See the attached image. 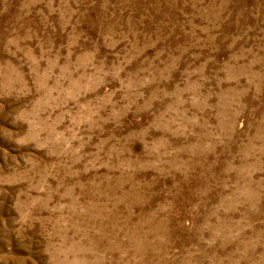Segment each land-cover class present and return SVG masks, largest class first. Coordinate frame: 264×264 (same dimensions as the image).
I'll list each match as a JSON object with an SVG mask.
<instances>
[{
    "label": "rangeland",
    "instance_id": "1",
    "mask_svg": "<svg viewBox=\"0 0 264 264\" xmlns=\"http://www.w3.org/2000/svg\"><path fill=\"white\" fill-rule=\"evenodd\" d=\"M0 264H264V0H0Z\"/></svg>",
    "mask_w": 264,
    "mask_h": 264
}]
</instances>
